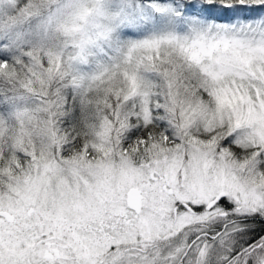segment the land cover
Listing matches in <instances>:
<instances>
[{"label":"rangeland","instance_id":"374dc122","mask_svg":"<svg viewBox=\"0 0 264 264\" xmlns=\"http://www.w3.org/2000/svg\"><path fill=\"white\" fill-rule=\"evenodd\" d=\"M16 2L0 0V49H25L28 58L41 52L45 65L58 75L71 68L73 82L64 85L70 84L79 97L80 120L88 119L84 129L94 134L92 144L102 155L86 154L76 140L62 153L66 134L58 132L57 109L63 99L25 98L8 108V114L0 109V178L6 181L0 210L13 217L8 221L0 216V264H95L119 244L131 247L128 260L178 264L174 250L187 246L191 233L185 228L225 216L214 205L219 195L232 203L236 215H264L259 160L239 163L213 140L190 134L223 126L236 144L259 146L264 164V13L234 25L220 24L214 38L190 30L182 41L161 29L142 40L126 38L115 44L113 37L123 29L156 31L151 12L167 14L174 8L156 0H44L17 10ZM166 47L185 54L193 68L190 75H200L209 100L190 93L186 81L168 70L151 72L150 55L165 53ZM7 64L1 60L0 68ZM109 84L120 85L119 107L111 119L95 118L94 109L83 101ZM127 112L142 124L162 121L171 132L155 147L150 141L141 144L149 152L140 165L128 156L139 148L132 138L120 147L121 137L138 126L127 123ZM41 116L48 125L44 134L38 130ZM9 118L16 124L5 130ZM24 122L34 125L24 128ZM10 166L21 173L15 176ZM131 187L141 197L138 213L126 205ZM191 205L202 209L196 213ZM201 248L197 244L185 252L183 263L194 264ZM214 249L221 252L218 246ZM122 255L116 251L113 263L119 264ZM200 255L197 264H209L207 253Z\"/></svg>","mask_w":264,"mask_h":264},{"label":"trees","instance_id":"16d2710c","mask_svg":"<svg viewBox=\"0 0 264 264\" xmlns=\"http://www.w3.org/2000/svg\"><path fill=\"white\" fill-rule=\"evenodd\" d=\"M30 1L38 3L44 0ZM30 1L17 0V2L14 3V7L18 10ZM156 1L164 2V4L168 3L174 8L171 13L167 14L158 10L151 12L149 19L151 20L152 27H158L156 31H149L148 29H140L137 31L123 29L113 37L112 42L118 44L126 38L130 41H134L135 39L142 40L143 38L150 37L149 34L162 32L161 29L164 30L165 34L173 32V36L180 38L182 41L187 40V37H184L190 30L199 32L197 33L199 35L205 32L206 35L209 34L214 38L216 34L218 35L220 28L217 29L218 31H216V28H218L220 24L234 25L236 21L253 19L254 16L264 13V0H203L204 5L197 12L191 8V0ZM170 1H172V3ZM142 2H149V0H142ZM230 4L235 6L234 16L228 17V15L225 14L221 19L216 18V9L219 6L227 7ZM246 5L249 6L250 13L248 16L244 17L240 12L243 11ZM194 24H196L198 28H195ZM188 25L189 27L186 29ZM177 28H180L181 31L178 30L177 32ZM205 34L203 35L206 36ZM216 38L217 37H215V39ZM1 44L2 41L0 42V45ZM13 48L14 47H11V49L4 51L0 49V61H8L5 68H0V109L4 107L6 114H8L10 113L8 108H11L15 104L18 106V103L20 102L19 100L25 98L42 97L49 102H52L54 99H63V104L58 106L57 109V121L59 123L58 132L60 134H66L65 141L62 142L60 148L62 153L71 150L73 140H76L79 147H84L86 154L92 152L102 155V151L98 145L92 144L94 142V134H91V132H87L89 130L84 129L86 128V122L88 119L84 120L83 123L80 120L82 113L79 115L78 110L76 109L77 105L80 104L79 97L74 95L72 92L73 87L70 84L64 85L67 82H73L71 68L67 67L65 72L58 75L52 71L51 67L49 68V66L45 65L47 60L41 52H35L38 54L36 58L34 56L28 58L25 55V49L13 50ZM165 49V53H152L150 55L151 57L149 58L147 65L151 72L154 73V71H156L162 73L165 70H168L175 75L179 81H186V83H184L185 85L187 84L190 93L196 94L204 101L209 100L211 98L210 95L202 85H200V75H193L192 73L190 75L193 68L188 62L185 54H173L168 47ZM188 63L190 68L186 67ZM161 68L165 70H161ZM108 87L109 88L105 90H102L104 88L100 87L101 89L99 88L96 91L90 92L87 96L88 98L86 97V101H83L85 105L94 109L95 118L102 116L111 119L114 112L119 107L122 97L120 85L109 84ZM12 96L14 97L10 99ZM71 101L74 102L71 104ZM4 108L2 109L4 110ZM60 112H62L63 115H60ZM85 113H88V111H85ZM45 116L39 117L37 121L38 130L42 134H44L43 128L48 127L45 121ZM92 116L93 114L90 117ZM47 117L48 119H51L49 116ZM12 120L13 119L11 118L7 120L5 130L9 129L11 124H16V122L14 123ZM30 120H33V122L36 123V119ZM126 120L130 125L138 122V126L131 128L126 133L124 131L121 132V134L125 133L121 137V148H123L126 141H129L131 138L135 141V144L139 146V148H135V151H130L128 153L129 158L133 160L134 164L140 165L145 159H148L149 149L146 148V146H157L164 133L165 135L171 136V132L167 128L166 123L162 121L161 123H157L150 120L146 124H142L137 117L129 112L126 114ZM23 125L24 128H31L34 124L31 122H24ZM52 128L53 126L51 125V129ZM121 129L122 128H120V130ZM83 131L86 132L85 135L83 134ZM190 134L192 137H196L201 141L213 140L219 148L224 149L229 154V157L232 160L239 163L242 161H248L251 158H257L259 160L258 168L262 171L261 173L264 174V164L262 163L263 155L260 151V147H243L240 144H236L232 140V134L228 133L225 127H217L210 131H204L201 128H197L191 130ZM144 141L150 142L146 146H141ZM77 153L81 152L77 151ZM67 157V155L64 156L61 161L60 158H58L59 163H62V160ZM4 167H6V165ZM1 168L2 167H0V169ZM8 170L11 173L13 172L12 174H15V176H18L21 173V171L15 170L11 166ZM5 185L6 181L3 178H0V190L4 189ZM214 205L225 210V216L221 215L218 219L216 218L212 222L198 223L185 228V230L191 232L189 234L191 236H189V238L187 237V242L196 238L194 245H202V248L196 253V258L200 254L203 256L207 253L209 264H261L264 259V215L260 213L246 216L236 215L235 213H232L234 208L232 203L223 196L217 198ZM191 206L190 208L196 213L202 209L201 205ZM218 240H222V242L219 243V245H216L219 242ZM207 242L208 246L205 247L204 245ZM215 246L220 247L221 252L219 253V257H222V260L214 259L216 257H212L213 252L217 249H214ZM182 248L180 254H182L181 258H184L186 250ZM130 249L131 247L128 244L112 246L95 264H114L112 256L116 251L123 254L118 262L119 264H143L127 259V253ZM143 251L147 252L146 249ZM180 254L178 257H180ZM153 256L154 255H151L152 258ZM196 258L194 264H197ZM182 262L183 261H180L179 264H183Z\"/></svg>","mask_w":264,"mask_h":264},{"label":"water","instance_id":"95a60500","mask_svg":"<svg viewBox=\"0 0 264 264\" xmlns=\"http://www.w3.org/2000/svg\"><path fill=\"white\" fill-rule=\"evenodd\" d=\"M220 196H222V195H219V197ZM216 201H217V199L215 200V202ZM126 203L130 209L134 210L136 213L139 212V210H140L139 190L137 188L128 189V191L126 192ZM0 216H3L8 221L12 220L11 215L7 211L0 210ZM261 264H264V259H263Z\"/></svg>","mask_w":264,"mask_h":264},{"label":"flooded vegetation","instance_id":"af4514ba","mask_svg":"<svg viewBox=\"0 0 264 264\" xmlns=\"http://www.w3.org/2000/svg\"><path fill=\"white\" fill-rule=\"evenodd\" d=\"M139 203H140V208H141V197H140V195H139ZM126 205H127V203H126ZM128 206V205H127ZM189 236H191V235H189ZM189 236H188V238H189ZM195 239L196 238H193L192 240H190L189 242H187V246H185V247H183L185 250H186V252L191 248V247H193L194 246V244H195ZM112 247V246H111ZM182 248V249H183ZM181 250V249H180ZM180 250H179V252H178V249H175L174 251H176V258L178 259V264L180 263V261H183V258H181V256H182V254H180ZM178 252V253H177ZM181 253H182V251H181ZM180 254V257H178L177 255H179ZM194 257L196 258V253H195V255H194ZM213 258L214 257H219V254L216 252V250L213 252V256H212ZM196 261V260H195ZM184 264V263H183Z\"/></svg>","mask_w":264,"mask_h":264},{"label":"bare ground","instance_id":"6f19581e","mask_svg":"<svg viewBox=\"0 0 264 264\" xmlns=\"http://www.w3.org/2000/svg\"><path fill=\"white\" fill-rule=\"evenodd\" d=\"M145 260H146V258H145ZM178 261V260H177ZM168 262H170V261H168ZM183 263V262H182Z\"/></svg>","mask_w":264,"mask_h":264}]
</instances>
